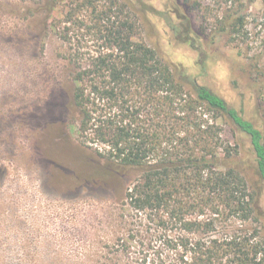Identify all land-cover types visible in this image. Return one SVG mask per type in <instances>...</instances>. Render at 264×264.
Wrapping results in <instances>:
<instances>
[{
	"label": "trees",
	"instance_id": "1",
	"mask_svg": "<svg viewBox=\"0 0 264 264\" xmlns=\"http://www.w3.org/2000/svg\"><path fill=\"white\" fill-rule=\"evenodd\" d=\"M140 1L199 49L179 3L157 9ZM230 2L221 30L245 18L242 2ZM46 11V29L65 46L77 140L110 178L135 173L123 202L132 221L111 264H264L259 193L232 163L236 147L222 140L216 118L248 138L262 181L264 125L159 56L122 0H48Z\"/></svg>",
	"mask_w": 264,
	"mask_h": 264
},
{
	"label": "rangeland",
	"instance_id": "2",
	"mask_svg": "<svg viewBox=\"0 0 264 264\" xmlns=\"http://www.w3.org/2000/svg\"><path fill=\"white\" fill-rule=\"evenodd\" d=\"M122 1L159 56L264 125V0H240L245 18L235 30H221L230 0H198L191 8L184 0H145L157 9L179 3L198 50L140 0ZM47 2L0 0V264H111L132 221L123 202L135 173L110 178L77 140L65 46L46 29ZM216 122L264 209V181L248 138L225 117Z\"/></svg>",
	"mask_w": 264,
	"mask_h": 264
}]
</instances>
